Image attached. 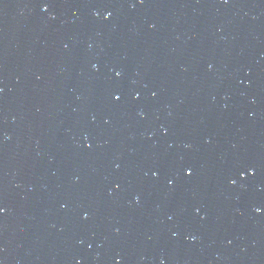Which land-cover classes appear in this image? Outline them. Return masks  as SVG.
<instances>
[{"label":"water","instance_id":"1","mask_svg":"<svg viewBox=\"0 0 264 264\" xmlns=\"http://www.w3.org/2000/svg\"><path fill=\"white\" fill-rule=\"evenodd\" d=\"M0 208V264H264V0H0Z\"/></svg>","mask_w":264,"mask_h":264},{"label":"snow or ice","instance_id":"2","mask_svg":"<svg viewBox=\"0 0 264 264\" xmlns=\"http://www.w3.org/2000/svg\"><path fill=\"white\" fill-rule=\"evenodd\" d=\"M117 75H119V73H117ZM117 99H118V97H117ZM186 174H190V172H188ZM3 211H4L3 208H0V213H2Z\"/></svg>","mask_w":264,"mask_h":264}]
</instances>
